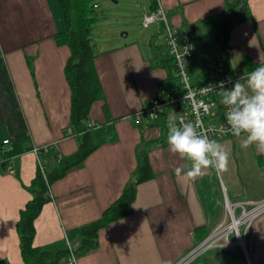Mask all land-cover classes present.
<instances>
[{"label": "crops", "instance_id": "1", "mask_svg": "<svg viewBox=\"0 0 264 264\" xmlns=\"http://www.w3.org/2000/svg\"><path fill=\"white\" fill-rule=\"evenodd\" d=\"M160 2L170 24L185 33V24L193 26L201 39L198 52L205 48L189 66L193 83L204 81L207 62L217 56L225 59L226 73L235 81L258 66L264 55V0H251V19L230 30L226 44L235 52L215 57L206 51L214 47L212 20L226 0H156L157 6ZM92 5L111 11L120 5L122 22L102 36L92 29L103 95L93 104L86 126L98 147L83 165L51 185L50 200L35 221L34 245L42 251L67 245L74 251L78 230L99 220L127 184L138 179L143 148L151 177L136 186L132 214L102 229L95 248L75 253L77 264H177L225 218L226 198L264 199V154L254 145L242 149L235 136L224 138L217 142L230 152L228 171L210 168L203 177L178 182L177 168L183 175L191 163L172 154L167 144L168 121H176L175 114L166 111L157 125L146 116L137 125L133 119L167 77L151 61V43L165 45L164 25L150 37L137 36L130 26L132 18H143L155 5L152 0H92ZM61 30L57 0H0V163L11 159L16 170L14 175L0 170V259L9 264H26L16 223L33 198L29 187L39 162L49 170L54 154L65 157L78 149V138L69 129L71 88L65 65L70 49L54 39ZM156 35L161 39L155 41ZM7 139L10 143L3 145ZM246 235L249 262L236 247L210 250L191 264H264V213Z\"/></svg>", "mask_w": 264, "mask_h": 264}, {"label": "trees", "instance_id": "2", "mask_svg": "<svg viewBox=\"0 0 264 264\" xmlns=\"http://www.w3.org/2000/svg\"><path fill=\"white\" fill-rule=\"evenodd\" d=\"M251 0H226L225 9L219 16L212 20L214 30V47L206 52L208 57H215L227 46L230 30L235 24L251 19ZM61 11L62 30L54 35L58 45L68 46L70 56L65 65L66 79L71 88V133L78 138V149L71 155L60 157L53 156V165L49 170L44 168L41 171L42 163H39L36 177L29 190L33 198L26 204L20 212V218L16 223L20 239V249L23 260L26 264H62L69 256L67 245L58 246L53 251H42L34 245L35 221L39 217L44 205L50 200L51 185L63 177L74 168L83 165L84 161L93 153L98 144L93 140L91 130L86 124L90 120V113L93 104L102 95V85L97 74L95 60V44L92 37L93 24L97 21L92 0H57ZM157 8L156 0H152ZM152 5V6H153ZM186 26V32L195 45L194 56L200 46L201 39L193 26ZM152 59L155 67L166 70L167 77L159 82V89L165 93H174L180 90L181 84L177 74V66L174 57L169 53L166 45H156L151 43ZM205 48L200 52L203 56ZM247 66L251 65L246 61ZM204 82L206 79V74ZM203 82V81H202ZM164 115L156 120L153 125L161 122ZM67 129L65 132H68ZM4 145V144H3ZM5 148V147H4ZM3 148V149H4ZM41 152V148L39 149ZM140 161L137 168V180H131L125 187L122 195L103 211L101 218L93 223L82 226L79 230V244L74 253L88 252L95 248L98 243L99 233L109 223L122 219L132 214L133 202L135 200L136 186L151 177L150 164L147 150H143L139 155ZM0 264H9L5 259H0Z\"/></svg>", "mask_w": 264, "mask_h": 264}, {"label": "built area", "instance_id": "3", "mask_svg": "<svg viewBox=\"0 0 264 264\" xmlns=\"http://www.w3.org/2000/svg\"><path fill=\"white\" fill-rule=\"evenodd\" d=\"M161 23L164 25V44L175 59L181 88L172 94L159 91L155 97L144 104L140 111L133 114L135 124H140L145 116L151 121H156L169 110L175 114L178 125L181 122L193 124L199 122L198 131L206 134L210 139L219 141L234 137L228 130L229 126L225 117L226 108L220 103L221 97L218 93L220 82H226V88H231L235 82V79L226 73L225 59L222 56L211 58L206 65L207 80L193 83L189 66L194 56L195 45L187 33L170 24L167 12L160 2L155 11L145 14L143 26L148 28L152 24L159 25ZM224 52L231 55L235 49L226 46ZM228 81L232 83H228ZM9 143V139L4 141V145ZM39 149V147L34 149L35 154L38 155ZM8 150L5 147L2 149V153H6ZM213 169L216 171L215 168ZM0 170L9 175L16 173L12 160L8 158L0 163ZM43 170L44 168L41 166V171ZM225 207L229 211L230 217L225 215L224 220L177 264H191L198 257L213 249L228 250L236 247L243 250L245 259L249 262L245 237L253 221L264 213V199L230 201L226 198ZM65 264H77L74 251H70Z\"/></svg>", "mask_w": 264, "mask_h": 264}, {"label": "clouds", "instance_id": "4", "mask_svg": "<svg viewBox=\"0 0 264 264\" xmlns=\"http://www.w3.org/2000/svg\"><path fill=\"white\" fill-rule=\"evenodd\" d=\"M225 83L220 82L218 93L220 103L226 108L228 130L240 140L242 149L254 145L258 153L264 154V55H260L258 66L237 79L231 88H226ZM167 127L170 152L191 163L183 175L182 169L177 168L178 182L203 177L210 168L218 173L228 171L230 152L221 143L200 133L199 122L178 125L169 118Z\"/></svg>", "mask_w": 264, "mask_h": 264}, {"label": "rangeland", "instance_id": "5", "mask_svg": "<svg viewBox=\"0 0 264 264\" xmlns=\"http://www.w3.org/2000/svg\"><path fill=\"white\" fill-rule=\"evenodd\" d=\"M137 11L141 12V9H136V12ZM120 13H121L120 12V5L117 6L115 8V10H113V11L107 9L103 5L99 9L98 8L95 9L94 14H95V17L97 18V21L93 25L94 26L93 28L95 29L94 34H96L95 36H102L103 35L102 33L104 31H106L107 29L114 28L115 26H121L122 24H120V23H122V22L120 21L121 17H119ZM143 18H144V16H143ZM143 18L142 17L132 18V19H134V24H130V26H133L136 28V31H138V32H136L137 36L150 37L152 35L151 31H153L155 28H157L158 25L154 24L150 28L145 29L141 23V20L143 22ZM159 39H161L160 36L156 35L155 41H157ZM201 57H202V55H200V52H198V55H197V53L195 55V60L198 61ZM225 215L227 217H230V213L226 207H225ZM226 222H228V221H226Z\"/></svg>", "mask_w": 264, "mask_h": 264}, {"label": "bare ground", "instance_id": "6", "mask_svg": "<svg viewBox=\"0 0 264 264\" xmlns=\"http://www.w3.org/2000/svg\"><path fill=\"white\" fill-rule=\"evenodd\" d=\"M247 236V235H246Z\"/></svg>", "mask_w": 264, "mask_h": 264}]
</instances>
